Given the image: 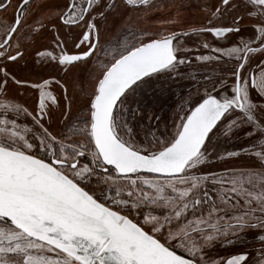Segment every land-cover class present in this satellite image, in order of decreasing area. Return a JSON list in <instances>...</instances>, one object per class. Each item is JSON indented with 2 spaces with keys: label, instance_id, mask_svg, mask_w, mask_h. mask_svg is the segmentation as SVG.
<instances>
[{
  "label": "snow or ice",
  "instance_id": "snow-or-ice-1",
  "mask_svg": "<svg viewBox=\"0 0 264 264\" xmlns=\"http://www.w3.org/2000/svg\"><path fill=\"white\" fill-rule=\"evenodd\" d=\"M183 8L19 0L0 33V264H264V0H203L199 25ZM206 34L195 60L216 67L161 130L153 106L195 79L186 45Z\"/></svg>",
  "mask_w": 264,
  "mask_h": 264
},
{
  "label": "flooded vegetation",
  "instance_id": "flooded-vegetation-1",
  "mask_svg": "<svg viewBox=\"0 0 264 264\" xmlns=\"http://www.w3.org/2000/svg\"><path fill=\"white\" fill-rule=\"evenodd\" d=\"M182 1L186 2L187 6H186L185 10L188 11V12L187 11L184 12V9H182V15L186 16V15L193 14V16H194L191 19V21L189 22L190 24L199 25V24L205 23V21L203 19V13L200 11V8H199V6L203 3V0H162V2L165 5H167L169 2H172V3H175V4L180 2V4H183ZM18 2H19V0H11V7L7 8V10H5V11H0V33H2V31H3V27L2 26L4 24L10 23L12 21L13 15H14V12H15V10L17 8ZM209 2H211V0H209ZM169 10L170 9L165 7L164 9H162L159 12L152 13L151 14L152 18L153 19H162V18H164V17H166V16H168L170 14L174 15L175 12H176L175 8H172L170 11ZM191 10H192V13H191ZM242 32H243L244 37L248 38L251 35V32H252L250 24H247V22H246V25L242 26ZM234 38L239 40V37H234ZM262 59H264V56H261V54H259V53L255 54L253 68L255 69V71L257 73L259 72V69L256 68V65L259 64L260 60H262ZM204 66H206V67H204ZM204 66L197 65L196 68H195L196 70L194 72L195 73V75H194L195 79L194 80L197 81V82H195L197 84L201 82L200 79H202L204 74L211 73L213 68L216 67L215 64L212 63V62H208ZM55 94L57 96H62V92L59 89L56 90ZM252 96H253L254 102H256V103L264 102V100H261V99H259L257 97V94H256L255 90H253ZM22 102L26 103L27 106H29V108H31L33 106V99L28 97V96H25L23 98ZM228 147L231 148L232 146L228 145ZM242 159H247V158H242ZM242 159H239V160H242ZM247 160H249V159H247ZM216 251L218 253H220L221 255H226L229 251L234 252V251H236V249H234V248H230V249L217 248Z\"/></svg>",
  "mask_w": 264,
  "mask_h": 264
},
{
  "label": "rangeland",
  "instance_id": "rangeland-1",
  "mask_svg": "<svg viewBox=\"0 0 264 264\" xmlns=\"http://www.w3.org/2000/svg\"><path fill=\"white\" fill-rule=\"evenodd\" d=\"M177 4H180V2H178ZM183 5H185V8H183L185 12L187 11L185 10L187 6L186 2H183ZM191 13H192V10H191ZM183 17H184L185 23H189L194 16L193 14H191V15H186ZM234 41H238V40L234 39ZM206 63L208 62H199L195 60L194 62H192V65L190 67H186V68L182 67L181 71L185 74L186 77L188 74H191L194 76L196 66L197 65L204 66ZM200 81H201L200 83H203L202 79H200ZM195 82L197 81H195L194 79H189V78L170 81L169 82L170 87H168L165 93L156 100L153 107H154V110L162 118L161 119V130H163L165 124H167L169 129L172 127V121H173L175 112L179 109V106L183 103V100L188 96V94L190 92H194V90L198 86V84ZM70 93H71V88H70ZM234 163L237 165H250L252 161L247 160V159H242L239 161L237 160Z\"/></svg>",
  "mask_w": 264,
  "mask_h": 264
},
{
  "label": "water",
  "instance_id": "water-1",
  "mask_svg": "<svg viewBox=\"0 0 264 264\" xmlns=\"http://www.w3.org/2000/svg\"><path fill=\"white\" fill-rule=\"evenodd\" d=\"M233 40L235 39L234 37L232 38ZM203 40H208L209 42H215V38L211 37L210 34H206L202 37H194L191 40L188 41L186 47H188L189 49H191V51L187 54L188 58L192 60V62L195 61V57L197 55H201V54H209V50L203 49L202 47H199L197 49V45L201 43V41ZM219 44H224V41H220L218 42Z\"/></svg>",
  "mask_w": 264,
  "mask_h": 264
}]
</instances>
